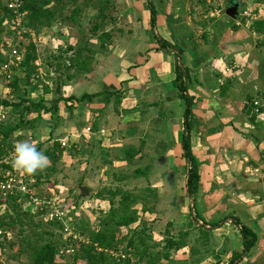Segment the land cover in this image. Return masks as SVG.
Instances as JSON below:
<instances>
[{"label":"crops","instance_id":"1","mask_svg":"<svg viewBox=\"0 0 264 264\" xmlns=\"http://www.w3.org/2000/svg\"><path fill=\"white\" fill-rule=\"evenodd\" d=\"M86 1L79 26L56 21L31 32L37 46L47 45L48 49L53 45L50 60L57 45L75 46L89 40L92 47L91 72L67 83L74 84L71 96H87L68 114L71 120L57 124L67 127L63 129L67 143L88 147L93 152L90 157L106 159L107 166L117 164L124 173L147 169L142 162L149 158L155 167L152 173L175 174V183L170 181L173 187L165 188L162 179L156 183L152 205L165 199L167 204H175L178 222L195 206L202 221L217 226H205L215 244L214 257L203 254L200 244L197 249L202 254L193 257L188 248H182L173 264H194L196 259L199 264H229L232 255L243 250L241 225L255 234L256 245L234 264H264V34L251 30L252 21H264V0H246L243 10L245 0H238L235 19L226 16L231 7L228 0ZM101 3L106 6L107 20L97 33H104L105 39L99 40L89 32V19ZM221 4L226 5L223 13ZM68 10L66 7L64 13ZM177 72L193 99L188 120L185 104L173 86ZM251 101L252 111L247 112ZM60 116L66 119L65 114ZM54 127L55 123H49L45 130L51 132ZM33 133L17 131L13 138L20 139L15 144ZM185 137L200 174L198 193L192 197L186 187ZM146 143L155 144L147 147ZM131 148L137 154L128 163L124 157ZM182 175L185 183L178 185ZM108 189L100 195L105 197ZM169 189L172 197L164 198ZM43 190L34 191L43 194ZM88 194L92 199L98 193L91 189ZM147 199L139 200L135 208L140 206L142 211ZM96 201L101 208L107 206V199Z\"/></svg>","mask_w":264,"mask_h":264},{"label":"trees","instance_id":"2","mask_svg":"<svg viewBox=\"0 0 264 264\" xmlns=\"http://www.w3.org/2000/svg\"><path fill=\"white\" fill-rule=\"evenodd\" d=\"M254 1L258 3L260 0ZM228 3L229 5L239 4L238 0H228ZM87 4L86 0L81 4L78 3V0H23L21 13L29 33L25 35L24 41L18 44V50L25 55L17 69L22 78H15L9 84L11 94L16 101H0V106L4 109L11 108L8 120L5 119L0 122L1 173H14L12 163H4V160L12 154L15 142L20 139L18 137L13 138L17 131L34 132L44 116H48L49 120L55 122L56 126L60 121L58 115L60 109L72 110L85 101L87 96L82 98L64 97L62 88L79 75L91 72L93 51L89 40L81 45H67L65 49H62V46L58 47L53 59L47 62L49 70L57 75L55 87L51 89L41 83L43 94H50L52 99L47 102L42 96L37 101L30 98L31 94L38 91L40 80L45 82V80L40 79L37 73L40 61L38 57L39 46L32 41L31 32L37 31L44 25L50 26L51 22L56 21L61 23L67 21L79 26L80 20L85 16L83 11ZM66 7L69 10L65 14ZM105 7L101 3L96 8V15L89 19L91 26L89 32L92 35L98 36L97 33L101 31L102 24L107 20ZM250 18L248 17V19ZM11 19V13L5 8V0H0V68L5 63V59L2 58L4 41L13 35ZM251 30L257 35H263L264 21H252ZM104 36L105 34L101 33L98 36L99 40L105 39ZM161 47L166 48L164 44ZM173 49L176 48L173 47ZM173 86L185 104L184 117L188 120L192 114L193 99L187 94L180 72H177ZM252 108L253 102L251 101L247 112H251ZM32 115L34 118L30 119ZM182 150L183 158L189 166L186 178L187 194L192 197L198 193L200 174L187 137L183 138ZM43 153L49 158V164L46 169L34 176H28L33 181L31 186L33 190L49 183L50 178L57 173L56 165L62 157V149L57 141H53L52 146L45 149ZM136 154L131 148L125 152L124 160L129 163L134 160ZM147 171L148 168L136 169L133 175L135 178L142 177L146 175ZM50 187H46L39 197L49 200L52 197L49 191ZM105 195L107 206L104 205L103 208H98L95 211V214L99 216L96 227H90L86 223L76 225L72 221L71 226L74 231L89 241L88 244L80 243L78 249H75L72 264H132L134 259L135 263L133 264H173L174 255L182 248H188L193 257L208 252L209 256L214 257L215 244L211 243L208 248L205 247V244L211 242L210 230L206 229L205 226L214 227L217 226V223L202 221L195 206H193V215H189L191 223L188 226L189 229L193 228V231H178L175 237L168 236L161 243L148 245L152 238L146 225L142 223L144 228L140 230L131 228L138 219L136 203L147 198L135 197L133 192H123L121 189H108L105 191ZM96 198L102 202L105 200V197L100 194ZM116 198H119L117 206L114 204ZM77 199L75 197L67 208H75ZM144 209L145 207H143V211ZM0 211H2L0 213V256L7 251H12L13 254L10 257L17 264L22 257L26 259L25 264L66 263L65 258H61L60 262H57V252L63 247L71 246V243L64 240L61 223L44 220V209L38 206L34 212L27 196L15 194L0 200ZM198 221H201L203 225H200ZM233 222L239 225L235 220ZM122 229L128 231L127 236L119 235ZM10 233H13L15 238ZM240 233L243 250L241 254L234 253L229 264H234L237 260L243 259L256 245V236L248 227L241 225ZM200 244L203 246L202 253L197 249V245ZM193 262L199 264L200 259Z\"/></svg>","mask_w":264,"mask_h":264},{"label":"rangeland","instance_id":"3","mask_svg":"<svg viewBox=\"0 0 264 264\" xmlns=\"http://www.w3.org/2000/svg\"><path fill=\"white\" fill-rule=\"evenodd\" d=\"M246 3L248 1L245 0V3L242 4V10L244 7H246ZM219 4V2L217 3ZM226 5L221 4L220 13H223L221 9H223ZM81 22V21H80ZM85 28V26H83ZM76 32V31H75ZM84 34V33H83ZM43 40V39H42ZM42 43V42H41ZM38 44V43H37ZM39 45V63H38V70L37 73L39 74L40 79L45 80L43 82L40 80V84L38 85V91L34 94L30 95V98L34 101H37L39 97H43L45 101L49 102L52 99V96L50 94L44 95L42 92L43 85L48 86L49 88L53 89L55 87L56 78L57 75L53 74V71H50L48 68V61L49 59V52L53 48V45H49L47 49V45ZM46 47V49H45ZM60 46H55L54 51L58 49ZM66 46H62V49H65ZM49 55V56H48ZM71 56V54H69ZM23 59L25 58V55L23 53ZM3 58V57H2ZM4 59V58H3ZM22 59V60H23ZM18 69V68H17ZM17 69L13 70V74L10 75V78L8 79L9 82L5 81L3 76L0 77V101H13L14 99L13 95L11 94V89L9 88V84L15 79V78H22V75L17 72ZM0 75H1V68H0ZM75 81V80H74ZM73 81V82H74ZM72 82V83H73ZM76 82V81H75ZM74 82V83H75ZM74 84H65L62 88V93L64 97L71 96V90L73 88ZM63 107V106H62ZM67 110V109H60L58 115L65 114V118L63 119L60 116V121H68L72 119V116L68 117L69 113H72L73 110ZM0 110L2 111V114L4 116V120L7 119L10 115L11 108L4 109L0 106ZM65 110V111H64ZM71 115V114H70ZM31 117V116H30ZM63 119V120H62ZM2 120V121H4ZM49 123H55L49 120L48 116H44V118L41 120V122L37 125V129L34 131L33 134L27 135L25 134L23 136V141L27 140L31 142L39 151L44 152L45 149H48L52 146L51 141H58L60 144L61 141H65L66 143L69 142L67 140L66 132L63 131V129H66L67 127L63 126H55L51 132L48 130H45V128L48 127ZM69 130H71V127L68 126ZM45 130V131H44ZM47 132V133H46ZM36 133V134H35ZM46 133V134H45ZM32 139H29V138ZM52 139V140H51ZM67 147L65 149H62V157L61 160L57 163V173L54 174L47 185H43L42 188H48L50 187L49 191L52 195L51 199L62 209H66L68 205L72 203V200L76 197L77 199V206L73 208L72 210H68V225L70 226L72 224V221L75 222L76 225L81 224H87L90 227H96L98 223V215H95V211L98 208H101L98 201H96V198H92L88 194L91 189L93 191H97L98 194L102 193L104 189H121L123 192H133L135 197L141 198H148L147 205H144L145 207L144 211L137 207V223L132 226L133 229H143L144 226L142 223L146 225V228L148 229V233L150 234L152 241H149L148 245L152 244H158L163 242L168 236L169 237H175V235L179 231L187 232V231H193L192 229H189L188 226L190 225V219L189 215H193L192 211H188V216H182V219L178 222L175 221V204L169 205L166 203V199L163 200V203L161 200H158V202H154V206L152 205V199L156 198V192L153 193V191L156 189V183H160V180L162 179L165 188L173 187L172 184L170 185V181L175 183V174L169 173V174H161V173H152L151 170L155 169L153 160L152 159H144L142 162V166L147 165L148 171L146 173V177H136L134 175H131L132 171L128 170V173L121 172L117 169V162H115L116 165L113 166H107L104 161H107L106 159H102V161L98 160L99 158H93L90 157V155L93 154L91 150L83 149L82 146L73 147L71 144L67 143ZM147 147H153L155 143H146ZM138 145V143L136 144ZM145 146V143L144 145ZM81 150L78 152L77 149ZM88 155V156H86ZM119 161V160H118ZM171 162V161H170ZM172 165L169 163V169H171ZM175 167V166H174ZM112 172H109V171ZM14 173L23 179H30L28 175H21L16 170H13ZM130 172V173H129ZM162 176V177H161ZM171 180H169V178ZM180 181V182H179ZM177 183L179 185H184V175L180 177V179L177 180ZM86 187V188H83ZM102 186L103 188H98ZM79 187H82L85 192H80ZM89 187V188H88ZM88 192H86V190ZM170 190V189H169ZM169 190L164 191V198L170 199L172 196V191ZM30 191L32 192V195L35 197H39L42 194H37L35 191L30 188ZM97 194V195H98ZM90 196V197H89ZM89 197V198H88ZM73 198V199H72ZM106 199V195H105ZM155 200V199H154ZM146 202L145 200H143ZM119 202V198H116L114 200L115 206H117ZM165 202V203H164ZM151 204V205H150ZM100 206V207H99ZM142 208V207H141ZM150 210V212H149ZM148 211V212H146ZM2 211H0L1 213ZM187 212V210H186ZM71 213V214H70ZM148 215H147V214ZM146 216L148 217L146 219ZM95 218L92 220V218ZM147 220V221H146ZM178 222V223H176ZM141 225V226H140ZM175 225H179V227H175ZM17 231V230H16ZM16 231L14 232L16 235ZM39 233V232H37ZM128 231L126 229H122L120 234L121 236H127ZM12 236H14L13 233H10ZM15 238V236H14ZM207 245H211V242H209ZM13 254L11 251L5 252L2 256H0V264H17L10 256ZM26 259L22 257L19 260V264H25ZM135 263V259L133 260L132 264Z\"/></svg>","mask_w":264,"mask_h":264},{"label":"built area","instance_id":"4","mask_svg":"<svg viewBox=\"0 0 264 264\" xmlns=\"http://www.w3.org/2000/svg\"><path fill=\"white\" fill-rule=\"evenodd\" d=\"M22 6L23 0H5V8L11 13L12 16L11 24L13 29V35L10 38L5 39L4 48L2 50V57L5 59V63L1 67V76H3L5 81H8L10 75L14 73L13 70L17 69L24 60L22 57L23 52L18 50V44L24 41V37L27 33H29V29L23 20V15L21 13ZM2 120H4V116L0 110V122ZM87 132H89V130H87ZM67 145L68 144L66 141L60 142L61 149H65ZM9 157H12V155ZM8 158L4 160V163L8 162ZM32 185V179L25 180L15 173L0 172V200H4L6 197L15 194L27 196L29 198L30 204L33 206L34 212L38 206L44 209V220L46 222L56 221L61 223L63 238L65 241L70 242L71 246L59 249L56 259L57 262H60L61 258H65V264H72V257L74 255L75 249H78V245L80 243L88 244L89 241L77 234L71 225H68L67 211L70 209H62L51 198L47 200L45 198L35 197L30 191ZM72 209L73 208H71V210ZM112 255L115 256L114 254Z\"/></svg>","mask_w":264,"mask_h":264},{"label":"clouds","instance_id":"5","mask_svg":"<svg viewBox=\"0 0 264 264\" xmlns=\"http://www.w3.org/2000/svg\"><path fill=\"white\" fill-rule=\"evenodd\" d=\"M49 158L29 141H19L12 152V167L21 175L34 176L47 168Z\"/></svg>","mask_w":264,"mask_h":264},{"label":"water","instance_id":"6","mask_svg":"<svg viewBox=\"0 0 264 264\" xmlns=\"http://www.w3.org/2000/svg\"><path fill=\"white\" fill-rule=\"evenodd\" d=\"M239 8L238 4H231V7H229L226 11V16L230 19H235L237 16V9ZM82 192H84L83 189H81ZM87 191V190H86Z\"/></svg>","mask_w":264,"mask_h":264}]
</instances>
